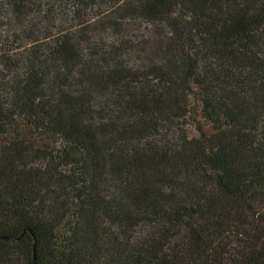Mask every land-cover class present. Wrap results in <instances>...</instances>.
<instances>
[{
    "label": "trees",
    "instance_id": "trees-1",
    "mask_svg": "<svg viewBox=\"0 0 264 264\" xmlns=\"http://www.w3.org/2000/svg\"><path fill=\"white\" fill-rule=\"evenodd\" d=\"M0 21V264H264V0Z\"/></svg>",
    "mask_w": 264,
    "mask_h": 264
},
{
    "label": "rangeland",
    "instance_id": "rangeland-1",
    "mask_svg": "<svg viewBox=\"0 0 264 264\" xmlns=\"http://www.w3.org/2000/svg\"><path fill=\"white\" fill-rule=\"evenodd\" d=\"M1 22V21H0Z\"/></svg>",
    "mask_w": 264,
    "mask_h": 264
}]
</instances>
